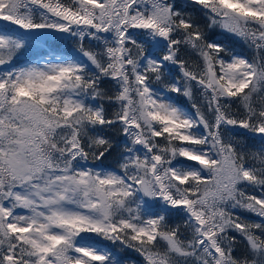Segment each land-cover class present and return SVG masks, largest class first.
Segmentation results:
<instances>
[{
    "label": "snow or ice",
    "instance_id": "6c2138e0",
    "mask_svg": "<svg viewBox=\"0 0 264 264\" xmlns=\"http://www.w3.org/2000/svg\"><path fill=\"white\" fill-rule=\"evenodd\" d=\"M0 264H264V0H0Z\"/></svg>",
    "mask_w": 264,
    "mask_h": 264
},
{
    "label": "trees",
    "instance_id": "16d2710c",
    "mask_svg": "<svg viewBox=\"0 0 264 264\" xmlns=\"http://www.w3.org/2000/svg\"><path fill=\"white\" fill-rule=\"evenodd\" d=\"M233 43L235 45V50L237 52H241V53L247 55L248 57H252V55L254 54L253 50L248 48L247 46L243 45L242 42L234 41ZM68 47H71V42H65L63 45H61V49L68 48ZM180 102L183 103L186 106V109H191V103H192L191 101H188L187 99L181 97L180 98ZM237 131H240V130H237ZM237 139H241L242 140L243 137H237ZM249 143L251 144L252 142L249 141ZM105 165L106 166H114L111 157L108 160L105 161ZM88 166H92V162L91 161L88 162ZM117 251H118L119 255H121V256L132 255L133 257H135L134 253H128V252H124V251H120V250H117Z\"/></svg>",
    "mask_w": 264,
    "mask_h": 264
}]
</instances>
